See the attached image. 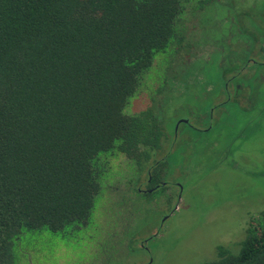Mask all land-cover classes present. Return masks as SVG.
Here are the masks:
<instances>
[{"label": "trees", "instance_id": "1", "mask_svg": "<svg viewBox=\"0 0 264 264\" xmlns=\"http://www.w3.org/2000/svg\"><path fill=\"white\" fill-rule=\"evenodd\" d=\"M220 1L0 0V264L18 263L15 243L27 231L88 221L109 152L140 165L162 149L159 110L188 90L183 81L156 86L157 57L176 69L196 61L205 11ZM146 92L143 110L124 113ZM167 165L145 173L150 185ZM245 236L236 253L218 246L202 264H264V209Z\"/></svg>", "mask_w": 264, "mask_h": 264}, {"label": "rangeland", "instance_id": "2", "mask_svg": "<svg viewBox=\"0 0 264 264\" xmlns=\"http://www.w3.org/2000/svg\"><path fill=\"white\" fill-rule=\"evenodd\" d=\"M225 3L206 9L204 48L196 61L187 58L192 63L176 69L156 56V86L183 87V81L188 90L159 110L167 133L162 149L140 165L109 152L88 221L21 234L16 264H202L216 259L218 246L238 251L252 218L264 209V0ZM227 84L230 100L217 107ZM147 95L131 98L124 113L143 110ZM182 117L195 121L201 137L185 125L174 137ZM209 126L216 131L207 137L202 131ZM163 156L166 187L140 192L137 178L143 189L148 166Z\"/></svg>", "mask_w": 264, "mask_h": 264}, {"label": "flooded vegetation", "instance_id": "3", "mask_svg": "<svg viewBox=\"0 0 264 264\" xmlns=\"http://www.w3.org/2000/svg\"><path fill=\"white\" fill-rule=\"evenodd\" d=\"M252 63H253V65L256 63V65H257V63H259V61L260 60H250ZM250 61H249V63H250ZM252 63H250V64H252ZM261 63H263V62H261ZM239 74V73H238ZM233 77H235V75L233 76ZM232 77V78H233ZM230 83V80H229V82H228V84ZM228 84L227 85H225V86H223V88L225 89V91H226V93H225V101H222V103H219L218 105H216L217 107L218 106H220V105H224V104H226L227 102H228V100H230V93H229V91H228ZM215 104V103H214ZM214 110V108L213 109H211L210 108V112L209 113H211L212 111ZM212 118H213V115L211 116L210 115V117H209V124H212L213 122H214V120H212ZM193 120V119H192ZM193 122H195V121H190L189 120V118H179L177 121H176V123L174 124V126H173V134H174V137H175V135L177 134V132H178V128H179V126L180 125H185L187 128H189V129H192V128H195L194 126V124H193ZM197 128V127H196ZM211 130V126H209V127H207L205 130H203V132L204 131H210ZM216 131V130H215ZM214 131V132H215ZM213 132V133H214ZM211 133V132H210ZM213 133H211V134H213ZM165 156V155H164ZM164 156H163V158H161L160 160H156L155 161V163H152V164H150L149 166H148V168H147V173H149L150 171H151V169H153L154 167H156V164L157 163H159V162H162L163 163V161H165L167 158H168V156L164 159ZM159 168H160V166H159ZM159 172H161L160 170H159ZM161 173H163V171L161 172ZM164 175V174H163ZM150 181H151V176L149 175L148 176V178H147V180H146V182L145 183H143L142 185H144L145 184V186H143V189H141L140 191L141 192H145V191H147L148 189H153L154 187H159V186H164V187H166V185H167V182H165V181H163V180H159L158 181V183H155V184H152V185H150L149 183H150ZM141 186V185H140ZM141 248H144L143 246H141Z\"/></svg>", "mask_w": 264, "mask_h": 264}]
</instances>
